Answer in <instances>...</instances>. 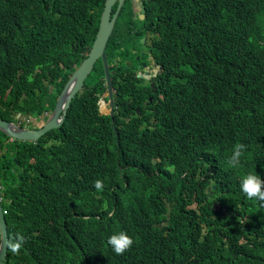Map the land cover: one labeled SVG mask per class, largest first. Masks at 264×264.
I'll return each instance as SVG.
<instances>
[{"label": "trees", "instance_id": "1", "mask_svg": "<svg viewBox=\"0 0 264 264\" xmlns=\"http://www.w3.org/2000/svg\"><path fill=\"white\" fill-rule=\"evenodd\" d=\"M105 3L0 0V117L56 107ZM141 6L144 20L127 1L107 48L118 135L102 60L61 127L37 142L0 130L9 236L25 237L4 264H264V202L240 188L248 173L264 180V0ZM145 36L156 88L121 72ZM121 231L133 244L117 255L107 239Z\"/></svg>", "mask_w": 264, "mask_h": 264}, {"label": "water", "instance_id": "2", "mask_svg": "<svg viewBox=\"0 0 264 264\" xmlns=\"http://www.w3.org/2000/svg\"><path fill=\"white\" fill-rule=\"evenodd\" d=\"M118 3V9L112 17V8L116 2ZM125 0H107L105 4V9L101 19L100 30L93 44L90 54L84 60V62L76 69L72 77L66 84L62 93L59 96L55 110L50 116L47 123L41 128H24L20 125H17L13 122L0 118V130L7 133L9 136L14 137L18 140H29V141H38L42 136L52 129L59 128L63 125L66 120L69 108L71 107L73 99L78 95V93L84 88L85 81L91 72L94 69L95 63L98 60H102L110 100V109L111 115L113 118V123H115V99H114V89H113V78L112 72L110 69V62L107 53V46L113 29L118 18V15L121 11L122 6L124 5ZM141 18H144V15H141ZM153 86L155 82H152ZM116 130V127H115ZM0 232L1 240L6 241L9 236L8 222L6 214L4 213V206L2 199L0 197ZM8 249L6 247L0 246V264H4L7 256Z\"/></svg>", "mask_w": 264, "mask_h": 264}, {"label": "clouds", "instance_id": "3", "mask_svg": "<svg viewBox=\"0 0 264 264\" xmlns=\"http://www.w3.org/2000/svg\"><path fill=\"white\" fill-rule=\"evenodd\" d=\"M107 1V0H106ZM127 1L128 0H125V3H124V5L122 6V8H121V11H120V13H119V15H118V18H117V20H116V23H115V26H114V29H113V33H112V35L114 34V32L116 31V29L118 28V30H122V28L123 27H125V25H119L118 24V20H119V17H120V15H121V13H122V10L124 9L123 7H125V5H126V3H127ZM141 1L142 0H131V3H132V9H133V12H134V16L135 15H137L138 13H140L141 11H142V6H141ZM118 1L114 4V6H113V8H112V17H113V15L116 13V11H117V9H118V6H117V8H116V10L114 11V8H115V6L116 5H118ZM106 4V3H105ZM104 9H105V6H104ZM103 12H104V10H103ZM103 12H102V15H103ZM102 15H101V19H102ZM141 15H144V18H141L142 20H144L146 17H145V14H143V13H140V15H139V17L141 16ZM101 19H100V24H99V29H98V31H97V34H96V37H95V40H96V38H97V35H98V33H99V30H100V25H101ZM112 35H111V37H112ZM117 36H121V34L120 33H118L117 34ZM124 39H125V37L124 36H122ZM28 40L29 39H32V38H27ZM95 40H94V43H95ZM110 41V40H109ZM146 42L148 43V41H147V39H146ZM93 43V44H94ZM92 47H93V45H92ZM92 47H91V49H92ZM107 48H108V46H107ZM91 49H90V51L88 52V55L90 54V52H91ZM108 53V52H107ZM148 53V52H147ZM88 57V56H87ZM86 57V58H87ZM85 58V59H86ZM108 58H109V55H108ZM152 58H154V76H152L151 74H149V73H147L149 76H150V78L152 79V82H153V80H154V82H155V85L154 86H156L157 87V77H158V74L161 72V70H162V68L161 67H159L158 65H157V62H156V57L154 56V55H152ZM84 59V60H85ZM84 60L82 61V63L84 62ZM101 60V59H100ZM99 61V60H98ZM97 61V62H98ZM96 62V63H97ZM109 62H110V60H109ZM81 63V64H82ZM96 63H95V65H96ZM80 64V65H81ZM79 65V66H80ZM79 66H77V67H75V70H74V72L76 71V69L79 67ZM94 68H95V66H94ZM110 69H111V64H110ZM73 72V73H74ZM112 72V71H111ZM73 73H72V75H73ZM92 73V72H91ZM72 75H71V77H72ZM126 75H129L128 73L126 74ZM70 77V78H71ZM89 77V76H88ZM112 78H113V76H112ZM70 80V79H69ZM68 80V81H69ZM87 80V79H86ZM107 81V80H106ZM86 82V81H85ZM68 83V82H67ZM66 83V84H67ZM65 88V87H64ZM113 89H114V82H113ZM83 90V89H82ZM81 90V91H82ZM80 91V92H81ZM79 92V93H80ZM78 93V94H79ZM114 99H115V89H114ZM153 99V98H152ZM109 106H110V100H109ZM54 110H55V108L51 111V112H49L50 114H48V112H44V118H41V119H45L46 117V119H45V123H44V125L47 123V121L49 120V118H50V116L53 114V112H54ZM111 110V109H110ZM137 111L138 112H140V109L138 108L137 109ZM115 114H116V104H115ZM24 114H22V113H19L18 115H17V117H19V116H23ZM112 116V115H111ZM0 118H2V117H0ZM38 119L40 118V117H37ZM2 119H4V118H2ZM5 120H7V119H5ZM25 121H26V119H24ZM40 120V119H39ZM8 121H10V122H13V123H15V124H17V125H20V126H22V127H24V128H31V129H38V128H41V127H43V126H40V127H35L34 125H33V127H28V125L26 126V125H22L24 122L22 121V120H20L19 122H18V119L17 118H15V120H8ZM112 121H113V118H112ZM28 123H31V121H29ZM36 123V122H35ZM32 124V123H31ZM113 125H114V128L116 127V122L115 123H113ZM116 132H117V135H118V129H117V127H116V130H115ZM5 133V132H4ZM48 133V132H47ZM46 133V134H47ZM7 134V133H6ZM45 134V135H46ZM8 135V134H7ZM9 136V135H8ZM10 137V141H14V140H18V139H15L14 137H12V136H9ZM43 137V136H42ZM23 141V140H22ZM24 141H28V140H24ZM35 142H37V141H35ZM245 151V145L244 144H242V143H237L236 145H234V148H233V152H232V155L229 157V159H228V164L232 167V168H236V167H238L239 165H240V163H241V156L243 155V152ZM94 187L97 189V190H100V189H102V187H103V182L101 181V180H99V179H97L96 181H94ZM240 188H241V191L243 192V193H245L246 194V196L249 198V199H253V198H255V199H257L258 201H260V202H264V180H262L261 179V177L258 175V174H253V173H248V174H246V175H244V176H242L241 177V179H240ZM1 189H2V186H0V197H1V199H2V203H3V200H4V198L1 196ZM212 188H209V190H211ZM3 206H4V204H3ZM4 213L5 214H7V210L5 209V207H4ZM25 243V237L23 236V235H21V234H19V233H17L15 236H10L6 241H2V240H0V246H3V247H6L8 250H10L13 254H18L19 253V251L21 250V248H22V246H23V244ZM107 243L111 246V248L113 249V251L117 254V255H119V254H123L126 250H128L131 246H132V244H133V240H132V238L130 237V236H128L125 232H123V231H121V232H119V233H114V234H112L111 236H109L108 237V239H107Z\"/></svg>", "mask_w": 264, "mask_h": 264}, {"label": "flooded vegetation", "instance_id": "4", "mask_svg": "<svg viewBox=\"0 0 264 264\" xmlns=\"http://www.w3.org/2000/svg\"><path fill=\"white\" fill-rule=\"evenodd\" d=\"M130 50L133 51L135 56H128L124 58V63L128 70H121V72H124L125 74H133L131 82L136 84L137 86L146 85V83H150L153 88H156V86H153L152 84V79L147 74L149 73L154 76L155 72L153 70L154 58H152V55H150V57L147 56V58H145L146 53H150V50L146 43V36L142 39V41H137V45L132 47ZM151 101H153L152 97Z\"/></svg>", "mask_w": 264, "mask_h": 264}, {"label": "rangeland", "instance_id": "5", "mask_svg": "<svg viewBox=\"0 0 264 264\" xmlns=\"http://www.w3.org/2000/svg\"><path fill=\"white\" fill-rule=\"evenodd\" d=\"M127 14H126V12L125 13H123V16H126ZM140 18H141V16H140ZM133 39H135V38H133ZM142 41V40H141ZM124 61V60H123ZM122 61V62H123ZM48 114H50V113H48ZM17 119H18V122L20 121V120H22L24 123H23V125H26V123H28L29 121H31V123H32V125H34L35 127H40L39 126V124H41L43 121H45V119H41V120H39L38 118H37V115H34V114H32V113H29V114H26V115H23L22 117L21 116H19V117H16ZM24 119H26V121L24 120ZM36 122V123H35Z\"/></svg>", "mask_w": 264, "mask_h": 264}]
</instances>
